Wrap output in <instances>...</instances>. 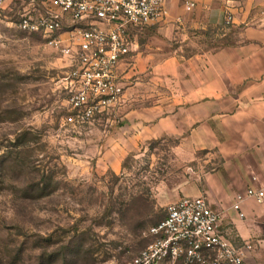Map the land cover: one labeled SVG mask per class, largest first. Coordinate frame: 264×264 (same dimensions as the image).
I'll list each match as a JSON object with an SVG mask.
<instances>
[{
  "label": "rangeland",
  "instance_id": "1",
  "mask_svg": "<svg viewBox=\"0 0 264 264\" xmlns=\"http://www.w3.org/2000/svg\"><path fill=\"white\" fill-rule=\"evenodd\" d=\"M23 7L15 4L7 21H16ZM133 33L139 43L149 39ZM0 34V264L131 260L150 241L149 226L171 203L195 197L204 175L222 169L221 157L178 152L177 140L162 138L129 152L119 172L99 168L105 134L119 122L65 124L58 78L66 59L40 34L5 21ZM196 42L183 53L198 50L203 42Z\"/></svg>",
  "mask_w": 264,
  "mask_h": 264
},
{
  "label": "crops",
  "instance_id": "2",
  "mask_svg": "<svg viewBox=\"0 0 264 264\" xmlns=\"http://www.w3.org/2000/svg\"><path fill=\"white\" fill-rule=\"evenodd\" d=\"M167 6V17L138 31L149 39L135 40L116 68L118 105L91 122H119L95 163L119 172L129 152L162 138L177 140L178 152L218 153L222 169L205 174L193 195L220 212L227 238L255 243L246 264H264V197L232 207L248 185L264 190V0H197L190 11L179 0ZM225 11L232 15L227 25ZM197 40L203 44L185 55L182 47Z\"/></svg>",
  "mask_w": 264,
  "mask_h": 264
},
{
  "label": "built area",
  "instance_id": "3",
  "mask_svg": "<svg viewBox=\"0 0 264 264\" xmlns=\"http://www.w3.org/2000/svg\"><path fill=\"white\" fill-rule=\"evenodd\" d=\"M170 1L0 0V27L5 21L40 34L66 59V70L58 78L68 108L63 122L82 127L116 108L123 93L116 68L136 46L133 32L167 17ZM196 1L179 0L187 11ZM23 2L24 12L16 21H7L13 6ZM36 6L40 12L33 14ZM231 21L225 11L224 23ZM263 197L262 188L248 186L235 196L232 207L240 210L244 199L259 203ZM220 219V212L203 196H183L168 205L163 219L149 226L147 245L122 264H246L245 253L255 243H233L221 232Z\"/></svg>",
  "mask_w": 264,
  "mask_h": 264
},
{
  "label": "trees",
  "instance_id": "4",
  "mask_svg": "<svg viewBox=\"0 0 264 264\" xmlns=\"http://www.w3.org/2000/svg\"><path fill=\"white\" fill-rule=\"evenodd\" d=\"M134 34V33H133ZM132 35V34H131ZM233 242V241H232ZM233 243H235V244H237V245H240L241 244V242L239 243V242H233Z\"/></svg>",
  "mask_w": 264,
  "mask_h": 264
}]
</instances>
